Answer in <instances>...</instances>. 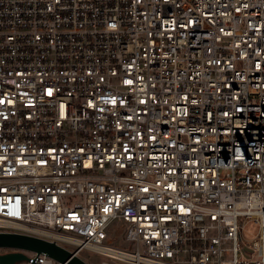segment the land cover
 <instances>
[{
    "label": "built area",
    "instance_id": "built-area-1",
    "mask_svg": "<svg viewBox=\"0 0 264 264\" xmlns=\"http://www.w3.org/2000/svg\"><path fill=\"white\" fill-rule=\"evenodd\" d=\"M0 233L264 264V0H0Z\"/></svg>",
    "mask_w": 264,
    "mask_h": 264
},
{
    "label": "water",
    "instance_id": "water-1",
    "mask_svg": "<svg viewBox=\"0 0 264 264\" xmlns=\"http://www.w3.org/2000/svg\"><path fill=\"white\" fill-rule=\"evenodd\" d=\"M0 247L17 249L15 252L0 253V264H16L27 259L26 251L45 253L63 264H88L57 243L37 236L17 233H0Z\"/></svg>",
    "mask_w": 264,
    "mask_h": 264
},
{
    "label": "rangeland",
    "instance_id": "rangeland-1",
    "mask_svg": "<svg viewBox=\"0 0 264 264\" xmlns=\"http://www.w3.org/2000/svg\"><path fill=\"white\" fill-rule=\"evenodd\" d=\"M127 224L124 222H121L119 220H114L109 229H108V239L113 242L114 244H117L119 246H124L125 243L123 241V230L125 229V226ZM260 232V227L255 224L254 222H250L246 225L245 230H244V234L248 239H253L256 238V236L259 234ZM3 249H0V251ZM31 251H26V254H30ZM82 257L83 259L88 263V264H97L102 260L107 261L108 264H128V263H124V262H120V261H115V260H111L107 257H104L102 255H99L95 252L92 251H88L85 250L82 253ZM16 264H22V261L16 263Z\"/></svg>",
    "mask_w": 264,
    "mask_h": 264
},
{
    "label": "flooded vegetation",
    "instance_id": "flooded-vegetation-1",
    "mask_svg": "<svg viewBox=\"0 0 264 264\" xmlns=\"http://www.w3.org/2000/svg\"><path fill=\"white\" fill-rule=\"evenodd\" d=\"M0 252H1V253H6V252L9 253V252H14V250H11V249L6 250V249H5V250H2V251H0Z\"/></svg>",
    "mask_w": 264,
    "mask_h": 264
}]
</instances>
